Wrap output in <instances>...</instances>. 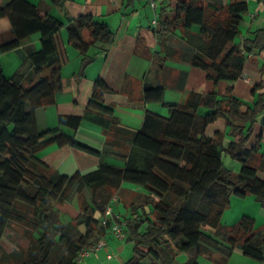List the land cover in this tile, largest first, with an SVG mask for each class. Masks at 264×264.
Wrapping results in <instances>:
<instances>
[{
  "label": "trees",
  "instance_id": "1",
  "mask_svg": "<svg viewBox=\"0 0 264 264\" xmlns=\"http://www.w3.org/2000/svg\"><path fill=\"white\" fill-rule=\"evenodd\" d=\"M1 1L0 21L7 24L0 23V32L11 31L14 39L2 45L0 53L16 50L22 40L34 34L39 36V49L28 54L27 72L7 78L0 71V242L9 228L28 242L10 252L0 244V264H76L78 255L97 244L116 223L122 225V241L133 243V256L123 264H174L181 254L186 256L181 264H199V256L212 259L213 253H219L224 262L237 244L243 256L264 261V229L255 231L252 218L243 216L230 227L221 225L231 197L252 196L264 209V179L258 176L264 169L260 139L254 147L247 146L256 118L264 112L263 95L251 106L232 96L230 89L225 97L215 92L189 93L182 103L167 104L162 88L146 89L142 100L161 104L168 109V116L147 111L141 128L131 131L119 124L113 107L104 104L109 90L98 79L85 117L99 118L107 146L129 149L123 157L126 166L119 169L100 164L87 174H59L37 153L56 144L100 155L72 135L36 128L34 112L53 105L57 94L70 90L62 74V23L41 15L39 8L26 0H10L5 5ZM175 1L174 14L162 18L160 30L179 29L193 52L165 48V55L158 57L160 65L177 56L202 70L213 83L233 82L241 77L245 54L264 51V30L235 44L247 13L246 0L220 4ZM194 28L197 31H192ZM65 32L81 57L78 76H83L92 62L89 49L97 43L109 46L114 40L109 28L91 16L77 18ZM199 109L206 112L199 114ZM82 119L60 116L59 126L75 131ZM219 119L227 131L208 136L207 128ZM225 136L230 141L224 146ZM223 155L240 163L238 173L224 166ZM123 185L138 191L125 206L123 219H106L105 210ZM70 202L78 215L66 222L58 206ZM208 230L222 236L225 245Z\"/></svg>",
  "mask_w": 264,
  "mask_h": 264
},
{
  "label": "crops",
  "instance_id": "2",
  "mask_svg": "<svg viewBox=\"0 0 264 264\" xmlns=\"http://www.w3.org/2000/svg\"><path fill=\"white\" fill-rule=\"evenodd\" d=\"M26 1L37 6L41 15H47L62 23L59 35V46L65 57L62 74L70 85L68 92L56 95L53 105L34 112L36 128L40 132L57 129L59 133L72 135L79 144L100 153L96 156L69 145L56 144L38 152V158L59 174L66 176L76 172L87 174L97 169L100 164L119 169L126 166L127 161L123 157L128 154L129 149L125 146L122 148L107 146L99 118L85 117L94 82L98 79L102 80L109 90L104 95V104L112 106L119 124L131 131H138L141 128L147 111L163 117L168 116V109L161 104L142 100V92L146 89L162 88L163 101L167 104L182 103L189 93L207 95L215 92L219 97H225L229 89L232 96L249 106L258 96L264 97V51L245 54L241 74L245 79L239 77L233 82L213 83L207 80L202 70L179 61L177 56L167 58L163 65H160L158 57L165 55V48H173L183 53L193 52L184 41L179 29L171 32L160 30L162 18L174 14L175 0H154L155 8L151 7L150 0H58L56 3L52 0ZM204 1L220 4L225 0ZM246 2L247 13L239 27V36L235 44H241L245 39L253 38L256 31L264 30V0H246ZM81 16H91L96 22L105 24L113 33L114 40L109 46L97 43L90 48L87 55L92 58V62L85 68L83 76H78L81 57L69 44L65 28L73 25ZM154 20L157 22L155 26L152 24ZM192 31L195 32L197 29L194 28ZM84 35L85 31L83 37ZM13 39L14 35L11 31L0 32V47ZM38 49L39 36L34 34L22 40L16 50L0 53L1 57L5 54L16 56V66L9 77L27 72L30 69L28 54ZM0 71L3 73L2 66ZM26 111H29L28 106ZM198 112L201 114V109ZM60 116H79L83 119L79 127L73 131L65 126H59ZM263 122L264 112L256 118L247 145L249 148L254 147L260 139L259 150H261L264 144ZM226 131L225 122L219 119L207 128V135L212 136L215 132ZM225 137L230 140L228 136ZM258 176L264 179V169L258 172ZM135 190L138 191L136 187L123 185L118 194L120 197L123 195L126 197L127 193ZM118 202L119 199L116 203ZM63 208L58 206L65 221L67 217L69 221L77 217V209L73 211L71 217V213L61 211ZM121 210L115 213L113 209V215L122 219ZM101 240H104L105 248L85 257L80 264H123L122 259L114 260L113 252H121L123 248L115 247L113 240H119L110 233V230L105 232ZM108 255H112V259H107ZM211 257L216 262L221 259L219 253H213ZM260 264H264V261Z\"/></svg>",
  "mask_w": 264,
  "mask_h": 264
},
{
  "label": "rangeland",
  "instance_id": "3",
  "mask_svg": "<svg viewBox=\"0 0 264 264\" xmlns=\"http://www.w3.org/2000/svg\"><path fill=\"white\" fill-rule=\"evenodd\" d=\"M8 2L9 0L1 1V3H4V4H7ZM84 37H85L84 38L85 40L88 39L87 31H85ZM6 55L8 54L3 55L2 57L0 56V66H2L3 74L8 78L11 75L13 68H15L16 66L15 64L16 56L15 54H12L10 56H6ZM205 112L206 111L201 110V114H204ZM229 141L230 140L226 138V141H224V146ZM260 151H261V154L264 155V144H262V148ZM222 161H223L224 166L228 170H230L232 173H238V170L240 169L239 162H235L225 155L222 156ZM136 192L137 191L135 190L127 194L125 193L126 197L124 195L123 197H120L119 194L115 195L119 199V202L111 203V207L112 209H114L115 213H117L119 209H122L121 210L122 219H123V216L126 214L125 206L128 205L129 201L133 200V196L135 195ZM61 207H64L63 209H61V211H66V212L71 213L70 215L71 217H72L73 211L76 210L75 204L73 202L63 204ZM243 216L250 217L255 221V225H254L255 231H261V232L263 231L264 229V209L261 208V206L255 201L254 197L252 196H248L244 199L231 197L229 206L223 213V216L221 219V225L223 227H230L236 224ZM66 222H69L68 217L66 218ZM208 231H209V234H211V236H213V238L217 240L221 245H225V242L222 236L220 235L215 236V233L213 231L211 230H208ZM113 241L115 243V247L123 248V251L121 252H119L117 249H114L115 251H118L117 253L113 252L115 256L114 260L118 261L119 259H122L123 262L125 263L133 256V243L126 242V241H122V242L116 241V240H113ZM0 244L4 251L10 252L19 247L26 246L28 242L19 233L9 228L5 230ZM185 259H186V256L181 254L177 256L176 262L174 264H181ZM197 261L199 264H260L259 262H256L250 258L243 256L239 244L235 246L231 255L227 257L224 262L221 259H219V262H216L213 259H208L204 256H199Z\"/></svg>",
  "mask_w": 264,
  "mask_h": 264
},
{
  "label": "built area",
  "instance_id": "4",
  "mask_svg": "<svg viewBox=\"0 0 264 264\" xmlns=\"http://www.w3.org/2000/svg\"><path fill=\"white\" fill-rule=\"evenodd\" d=\"M150 5L152 8H155L156 7V4L154 2V0H150ZM156 20L152 21V24L153 26L156 25ZM241 78L245 79L244 76H241ZM117 201V197L114 196L112 197L111 201H110V204L108 205V207L106 208L105 210V218L106 219H113L114 218V215H113V209L111 207V203L113 202H116ZM110 233L119 241H122L123 240V234H122V225L119 224V223H116L114 224L112 227H110ZM105 242L104 240H100L97 244H95L91 249H88V250H85V251H82L78 257L76 258L75 262L76 264H80L82 262V260L85 258V257H89L91 256L92 254L102 250L103 248H105ZM112 255H108L107 256V259H112Z\"/></svg>",
  "mask_w": 264,
  "mask_h": 264
},
{
  "label": "clouds",
  "instance_id": "5",
  "mask_svg": "<svg viewBox=\"0 0 264 264\" xmlns=\"http://www.w3.org/2000/svg\"><path fill=\"white\" fill-rule=\"evenodd\" d=\"M0 23H4V24H7V21H0Z\"/></svg>",
  "mask_w": 264,
  "mask_h": 264
}]
</instances>
